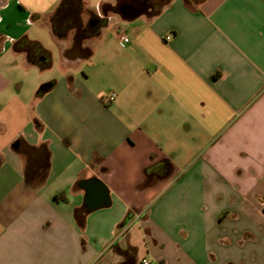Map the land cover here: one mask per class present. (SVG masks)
I'll return each mask as SVG.
<instances>
[{
    "label": "crops",
    "instance_id": "crops-1",
    "mask_svg": "<svg viewBox=\"0 0 264 264\" xmlns=\"http://www.w3.org/2000/svg\"><path fill=\"white\" fill-rule=\"evenodd\" d=\"M81 1L0 0V264H264V0Z\"/></svg>",
    "mask_w": 264,
    "mask_h": 264
},
{
    "label": "trees",
    "instance_id": "trees-1",
    "mask_svg": "<svg viewBox=\"0 0 264 264\" xmlns=\"http://www.w3.org/2000/svg\"><path fill=\"white\" fill-rule=\"evenodd\" d=\"M82 8L81 0H62V4L57 12L56 20L64 19L68 16L75 19L76 25L78 24V10ZM55 21V19H54ZM30 46L37 53H41L43 56L46 52L40 43L37 41L30 42ZM48 64L39 63L41 67H45ZM42 93V90L38 91V95ZM12 149L24 152L27 156L25 165V178L27 182H32L34 179L38 182L43 181L49 166V150L45 145L31 146L24 141L23 138L18 137L12 144ZM58 197V195H56ZM76 218L80 221L82 218L79 213H76Z\"/></svg>",
    "mask_w": 264,
    "mask_h": 264
},
{
    "label": "water",
    "instance_id": "water-1",
    "mask_svg": "<svg viewBox=\"0 0 264 264\" xmlns=\"http://www.w3.org/2000/svg\"><path fill=\"white\" fill-rule=\"evenodd\" d=\"M83 185L86 191L84 202L90 210L110 203L108 189L102 181L90 178L83 181Z\"/></svg>",
    "mask_w": 264,
    "mask_h": 264
},
{
    "label": "flooded vegetation",
    "instance_id": "flooded-vegetation-1",
    "mask_svg": "<svg viewBox=\"0 0 264 264\" xmlns=\"http://www.w3.org/2000/svg\"><path fill=\"white\" fill-rule=\"evenodd\" d=\"M158 1L160 0H127L124 6L129 11L148 10L154 9Z\"/></svg>",
    "mask_w": 264,
    "mask_h": 264
},
{
    "label": "built area",
    "instance_id": "built-area-1",
    "mask_svg": "<svg viewBox=\"0 0 264 264\" xmlns=\"http://www.w3.org/2000/svg\"><path fill=\"white\" fill-rule=\"evenodd\" d=\"M117 33L119 36V39L122 43H127L129 41V36L127 35V33L125 32V30L123 28H118L117 29ZM116 96V93H111L109 95V100L114 99V97ZM141 264H150V261L148 259L143 258L141 261Z\"/></svg>",
    "mask_w": 264,
    "mask_h": 264
},
{
    "label": "clouds",
    "instance_id": "clouds-1",
    "mask_svg": "<svg viewBox=\"0 0 264 264\" xmlns=\"http://www.w3.org/2000/svg\"><path fill=\"white\" fill-rule=\"evenodd\" d=\"M26 7L33 11H44L46 10V0H24ZM116 3V0H115Z\"/></svg>",
    "mask_w": 264,
    "mask_h": 264
},
{
    "label": "rangeland",
    "instance_id": "rangeland-1",
    "mask_svg": "<svg viewBox=\"0 0 264 264\" xmlns=\"http://www.w3.org/2000/svg\"><path fill=\"white\" fill-rule=\"evenodd\" d=\"M165 1H166V0H160V1H158V2L156 3L155 9H152L151 11H155V10H157V8H158L159 6H161ZM50 69H51V70H49V71H52L53 73H55V76H58V74L61 72V69H60V67H59V65H58L57 62L53 63V65L51 66Z\"/></svg>",
    "mask_w": 264,
    "mask_h": 264
}]
</instances>
